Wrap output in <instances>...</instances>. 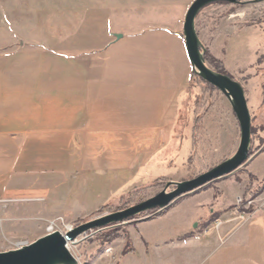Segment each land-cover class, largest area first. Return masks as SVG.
<instances>
[{"label": "crops", "instance_id": "crops-1", "mask_svg": "<svg viewBox=\"0 0 264 264\" xmlns=\"http://www.w3.org/2000/svg\"><path fill=\"white\" fill-rule=\"evenodd\" d=\"M126 5L102 13L104 19L99 11L96 17L82 16L77 31L70 20L59 33L48 26L50 31L29 39L19 35L4 38L13 43H0V200L5 204L36 202V217L47 220L90 217L110 199L146 186L148 168L179 169L199 158L204 130L214 139L219 134L221 142L230 137L225 151L233 141L238 144L239 122L227 109L220 113L225 122L219 131L201 129L207 116L216 114L205 97L219 90L202 96L207 107L201 112L200 93L190 91L193 67L183 36L188 2ZM196 29L229 72L198 21ZM219 34L211 36L216 40ZM259 124L264 131V119ZM262 147L242 170L164 215L128 223L130 239L138 233L145 252L156 253L161 264H172L174 253L177 264H264V191L248 202L249 210L237 206L239 197L249 200L264 180ZM217 219L223 225L209 231Z\"/></svg>", "mask_w": 264, "mask_h": 264}, {"label": "rangeland", "instance_id": "rangeland-1", "mask_svg": "<svg viewBox=\"0 0 264 264\" xmlns=\"http://www.w3.org/2000/svg\"><path fill=\"white\" fill-rule=\"evenodd\" d=\"M95 1L97 0H0V43H13L14 40L7 41L4 38H16L19 35L29 39L36 32L50 31L47 30L49 29L48 26H52V30L59 33L64 31L63 22L70 20L76 22L74 31H77L80 27L82 16L96 17V12L99 11V17L104 19L102 13L111 11L113 8L135 3V5L141 6L143 9L149 6L148 2H150V0H119L121 2H114V5L112 4L113 0H99L100 2L97 5ZM175 1L179 2L182 0ZM186 1L189 8L194 0ZM117 3L119 4L117 5ZM98 6L100 8H97ZM119 9L123 10L124 8ZM196 21H198L200 33L205 32L208 36L205 41L209 45L214 43V50L225 60L226 66L232 74L230 75L241 82L246 90L253 125V138L250 149V156L252 157L264 145V131L259 124V120L264 119L260 113L264 110V1H244L237 4L224 5L212 4L205 7L198 14ZM218 30L220 32L219 37L214 40L211 35ZM18 41L20 40L18 39ZM207 64L214 69L208 62ZM201 89L202 86L200 85V87L195 86L190 91L193 94H202ZM205 101L214 103L216 114L214 111L213 115H208L201 129L204 130V128L210 127L213 129L216 127L215 129L219 131L225 122L224 117L220 118V113H226L225 109H227V113L230 111L231 117L235 122L238 120L231 102L221 91L216 90L214 95H206ZM240 136L241 133L239 131L238 144L236 145V140L233 141L231 151H225L228 143H230V137H224L221 142L219 134L214 139V137L208 135L207 130H204L200 136L203 144L200 152H198L199 158H196L197 155H195L185 162L184 167H179V169L172 164H159V166L156 165L157 167L148 168L143 171L146 186H139L121 199L112 201L110 206L100 209L95 215L90 217L79 218L74 221L67 220L64 217L50 220L39 217L42 218L39 219L32 209V204L34 205L36 202L13 201L5 204V201L0 200V252L16 249V245L19 242L27 241L32 243L48 234L47 228L51 221L57 220L59 231L64 234L69 225L74 229V227L82 223L115 212L118 209H125L153 197L163 191L165 186L171 181L195 178L231 158L238 150ZM210 137L216 141L215 145L209 140ZM221 144L222 146L220 147ZM250 180L252 184H256L253 181V177ZM259 186L260 184L258 186L255 185L254 190L250 192V199H243L238 208L246 210L249 206L251 207L248 203L253 200L251 194L257 191ZM172 189L173 187H169L168 191ZM194 193L187 194L176 200L171 207ZM4 205L6 206L4 207ZM168 209L140 213L134 219L114 228H108L97 233L91 231L87 236L79 237L78 242L70 243L69 249L78 258L80 264H161L156 253L152 257L151 251L150 253L149 250L147 253L145 252L144 246L140 245L142 240L138 233H134V235L133 232L131 233L132 242L129 236L128 223L131 221L134 223L139 220H151L164 215ZM174 254L172 264H177L176 253Z\"/></svg>", "mask_w": 264, "mask_h": 264}, {"label": "water", "instance_id": "water-1", "mask_svg": "<svg viewBox=\"0 0 264 264\" xmlns=\"http://www.w3.org/2000/svg\"><path fill=\"white\" fill-rule=\"evenodd\" d=\"M244 1L262 2L264 0H194L186 11L185 24H183L186 50L194 72L221 91L231 102L241 133L237 152L231 158L195 178L169 182L163 191L135 205L82 223L64 234L61 231H55L22 248L1 251L0 264H80L78 258L72 254L68 247L69 243L78 242L79 237L87 236L91 231L97 233L122 225L134 219L140 213L143 214L157 209L160 211L166 210L181 197L199 191L205 188L206 185L208 186L237 172L249 163L253 157L250 156L252 117L245 88L239 81L229 75L217 72L207 64L205 47L200 41L196 29V18L205 7L216 3L237 4ZM115 36L118 39L122 37L121 34ZM169 187H173V189L168 191Z\"/></svg>", "mask_w": 264, "mask_h": 264}, {"label": "trees", "instance_id": "trees-1", "mask_svg": "<svg viewBox=\"0 0 264 264\" xmlns=\"http://www.w3.org/2000/svg\"><path fill=\"white\" fill-rule=\"evenodd\" d=\"M216 4H225V3H216ZM205 59L217 72L231 76L230 73L225 68L224 63L221 60H218L214 56H212L211 53L206 48H205ZM190 77H191L192 85H194L196 87L200 86V85L202 86V95L200 94V96H197V101L199 103H201V105L199 104V108H200L201 112L204 113L206 111L207 105H205L203 103V97L202 96L206 95V93L208 92L207 90H209V89L216 90L217 88H215L214 86H212L211 84L206 82L203 78H201V76H199L197 73H195L194 70H193L192 76H190ZM201 120H202V117H199L196 119V121L198 123H200ZM252 138H253V125H252ZM260 182L261 183H260L258 190L251 194V198H253V199H255L257 196L261 195V193L264 191V180H262ZM111 202L112 201L110 200L109 203L105 204L101 209H104V208L110 206ZM118 210H122V209H118ZM118 210H116V211H118ZM240 210L247 211L249 209H246V210L240 209Z\"/></svg>", "mask_w": 264, "mask_h": 264}, {"label": "built area", "instance_id": "built-area-1", "mask_svg": "<svg viewBox=\"0 0 264 264\" xmlns=\"http://www.w3.org/2000/svg\"><path fill=\"white\" fill-rule=\"evenodd\" d=\"M242 201H243V199L240 198V197L237 199V206H238V207L241 205V202H242ZM251 202H252V201H249L250 204H251ZM241 216H242L241 213H239L238 217L241 218ZM223 223H224V220H222V219H217V220L214 222V224L212 225V227L209 229V231H218V230L220 229L221 225H223ZM72 228H73V227L68 228V229L66 230V232H68L69 230H72ZM47 230H48V233H52V232H55V231H59V227H58V224H57V220H55V221H51L50 224H49V226H48V228H47ZM66 232H65V233H66ZM28 244H30V243L27 242V241H25V242H19V243H17V245H16V249H18V248H22V247H24L25 245H28Z\"/></svg>", "mask_w": 264, "mask_h": 264}, {"label": "bare ground", "instance_id": "bare-ground-1", "mask_svg": "<svg viewBox=\"0 0 264 264\" xmlns=\"http://www.w3.org/2000/svg\"><path fill=\"white\" fill-rule=\"evenodd\" d=\"M68 228H71V225H69ZM69 245H70V243L68 244V247H70Z\"/></svg>", "mask_w": 264, "mask_h": 264}]
</instances>
